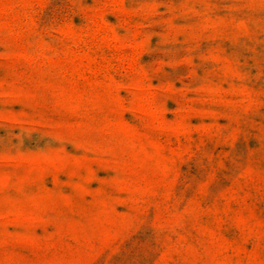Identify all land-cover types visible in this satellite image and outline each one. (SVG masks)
<instances>
[{
	"label": "rangeland",
	"instance_id": "rangeland-1",
	"mask_svg": "<svg viewBox=\"0 0 264 264\" xmlns=\"http://www.w3.org/2000/svg\"><path fill=\"white\" fill-rule=\"evenodd\" d=\"M0 264H264V0H0Z\"/></svg>",
	"mask_w": 264,
	"mask_h": 264
}]
</instances>
